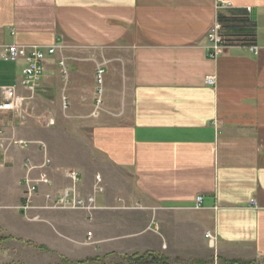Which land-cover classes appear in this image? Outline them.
I'll use <instances>...</instances> for the list:
<instances>
[{"label": "crops", "instance_id": "obj_1", "mask_svg": "<svg viewBox=\"0 0 264 264\" xmlns=\"http://www.w3.org/2000/svg\"><path fill=\"white\" fill-rule=\"evenodd\" d=\"M216 22L254 39L259 54L234 48L210 60ZM12 45L56 48L28 103L30 117L58 126L26 119L0 144V264L19 261L29 245L36 256L45 247L73 262L100 259L112 253L99 235L112 211L144 216V231L162 232L137 242L135 254L171 262L170 249L192 264H264V0H0V87L17 86L29 99L26 62L4 60ZM211 75L216 87L205 84ZM41 144L51 164L32 176L44 173L52 185L41 187L25 217L24 165L44 163ZM67 170L81 174L83 196L102 178L92 223L41 209L46 194L70 185ZM206 233L216 236L214 248Z\"/></svg>", "mask_w": 264, "mask_h": 264}, {"label": "built area", "instance_id": "obj_2", "mask_svg": "<svg viewBox=\"0 0 264 264\" xmlns=\"http://www.w3.org/2000/svg\"><path fill=\"white\" fill-rule=\"evenodd\" d=\"M220 8H229V5H223ZM250 11V9L248 10ZM207 39L210 42L208 51V58L210 60H217L226 50L234 48H247L254 55L259 54V47L256 45L254 39L240 35L228 34L225 32L224 25L216 22L210 29ZM56 48H49L47 51L39 46L21 47L12 45L5 49L4 60L6 62L16 63L20 60L26 62V67L22 72L21 86L30 95L31 98H24L19 94L17 86L0 87V144L5 138V134L10 129H15L17 124L23 123L27 118L30 110L29 101L39 90L42 78L45 72V56L46 54L53 55ZM61 73L66 83L68 78V70L64 61L59 63ZM105 70L100 68L95 75V112L94 117H99L100 110L104 106V77ZM205 84L210 87H216L217 77L215 75L208 76L205 79ZM66 101V100H65ZM66 108H67V104ZM49 125H54L52 120ZM28 143L19 141L15 142L16 146H27ZM45 153V160L41 166H34L31 159H26L25 170L26 174L23 179V198L18 210L23 213L25 217L35 209V199L41 191L42 186H51L52 182L46 174L42 173L39 179H34L32 173L36 169H46L51 161L47 157V148L41 144ZM65 176L69 180L70 185L66 188L58 190L53 193L45 195V206L41 209L52 211H78L89 215L88 220H92V215L98 210L96 206L97 196L104 193L101 176H96V184L93 191L88 196H83L80 193V184L82 182L81 174L76 170L65 171ZM203 197L196 199L195 209L202 208ZM1 209V206H0ZM206 238L209 240V245L215 247L216 236L211 233H206ZM89 243L92 238L89 236Z\"/></svg>", "mask_w": 264, "mask_h": 264}, {"label": "rangeland", "instance_id": "obj_3", "mask_svg": "<svg viewBox=\"0 0 264 264\" xmlns=\"http://www.w3.org/2000/svg\"><path fill=\"white\" fill-rule=\"evenodd\" d=\"M30 116L31 114L29 110L28 116L26 119L34 121V123L38 124L40 128L49 129V128H54L58 126L57 124L49 125V122L46 124V120H38L35 117H30ZM26 119L23 121V124L24 122H26ZM47 125L50 127H48ZM125 206L126 208L129 207L128 205H125ZM45 211H52V210H45ZM55 211L65 212L70 215H75L76 213H82L78 211H57V210ZM95 212L92 215L91 221L88 220L89 215L85 213H82L84 214V216L82 217L70 216V218L71 219L78 218L79 220L83 222L87 221L88 223H92L94 220ZM112 212L115 214L104 215V219H103L104 220V230L102 232H99V235L102 234L104 236V239H110L109 244H113V245H110L109 249L112 251V253L108 255L104 254V256L99 259L100 262H90L86 264H127V262L125 261V258L136 255L135 254L136 251H141L139 248H134L137 245L136 244L137 242H142V243L147 244L149 243L150 236H153V235L157 236L156 238L162 239L161 231L156 234L153 231L149 230L150 227H148L147 230L144 231V228L146 227L145 223L148 224L149 222V219H146L144 216L130 214L129 211H120L119 213L115 211H112ZM55 233L57 234L56 231ZM89 236L92 238L91 235H88L87 240ZM92 243L93 242H90V244ZM30 248L33 249L34 247L32 245L31 246L29 245V248L27 249V253L24 252V250L22 249L23 251L19 256V261L15 260L12 263H6V264H79L80 262V261L73 262L70 259H64L58 256L56 253H52L50 251H44V250H40L41 251L40 254L36 256V253L34 251H31ZM147 254L148 253L146 252L140 256H144ZM167 254L170 255L171 262L168 261L169 264L170 263L171 264H192L190 262H184V261L180 262L182 256L180 254H177L176 256H174L171 253L170 249L166 251V255ZM1 264H4V263H1Z\"/></svg>", "mask_w": 264, "mask_h": 264}, {"label": "trees", "instance_id": "obj_4", "mask_svg": "<svg viewBox=\"0 0 264 264\" xmlns=\"http://www.w3.org/2000/svg\"><path fill=\"white\" fill-rule=\"evenodd\" d=\"M41 250L49 251L45 247H40ZM127 264H169L168 260L164 257H157L152 254H147L144 256H140L138 254L133 255L131 257L125 258ZM90 262H100L99 258H89L84 261H80L79 264H86ZM234 264H246L240 262H234Z\"/></svg>", "mask_w": 264, "mask_h": 264}]
</instances>
